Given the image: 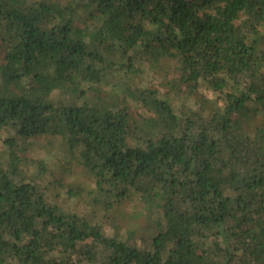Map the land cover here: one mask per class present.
<instances>
[{
  "label": "trees",
  "instance_id": "16d2710c",
  "mask_svg": "<svg viewBox=\"0 0 264 264\" xmlns=\"http://www.w3.org/2000/svg\"><path fill=\"white\" fill-rule=\"evenodd\" d=\"M263 24L264 0H0V264H264ZM141 58L221 104L178 113ZM42 135L91 183L69 195L136 198L145 235L49 200L18 152Z\"/></svg>",
  "mask_w": 264,
  "mask_h": 264
},
{
  "label": "rangeland",
  "instance_id": "374dc122",
  "mask_svg": "<svg viewBox=\"0 0 264 264\" xmlns=\"http://www.w3.org/2000/svg\"><path fill=\"white\" fill-rule=\"evenodd\" d=\"M264 32V24L260 27ZM141 58V63L134 68L135 72L141 73V84L145 86L158 87L161 91H169L172 94L171 101L175 110L180 113L182 105H189L193 101H199L202 97L207 98V105L215 107L221 104V99L216 93L209 90L203 84H199L197 89L192 93H188L185 86H180L179 91L172 92V88L165 85L166 81L174 80L177 82L179 77V70L172 60H164L162 64L153 66L144 61ZM184 89V90H183ZM4 135H13L12 131H4ZM60 140L55 139L49 135H42L40 137L31 138L24 144H20L18 150L19 154L25 157L22 161L23 167L27 171L28 177H32L38 186L44 190L49 200H56L64 208L79 212L86 213L94 218V221L102 222L105 232L108 235L124 238L126 233L134 231L137 236L145 235L146 228H149V224L145 222L143 217L134 216V212L137 209V199L132 198L128 202H123L117 206L114 210L101 211L93 209V207L87 206L85 200L77 195H69L70 189H75L79 185H83L84 188L91 183L81 172V167L78 163L72 161L70 163L63 162V151L60 147ZM1 145L0 152L4 157H8V148ZM10 151V150H9ZM42 159L46 164L52 166L51 175L34 174L33 168L30 166L31 161ZM54 177L61 179V186L53 181ZM105 212V213H104ZM122 213H125L126 216ZM153 217H157V214H152Z\"/></svg>",
  "mask_w": 264,
  "mask_h": 264
}]
</instances>
